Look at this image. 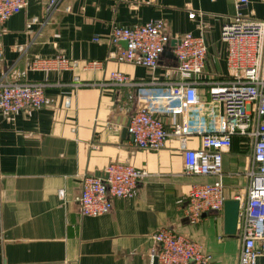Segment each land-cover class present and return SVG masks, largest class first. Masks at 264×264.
Masks as SVG:
<instances>
[{
	"label": "crops",
	"instance_id": "crops-1",
	"mask_svg": "<svg viewBox=\"0 0 264 264\" xmlns=\"http://www.w3.org/2000/svg\"><path fill=\"white\" fill-rule=\"evenodd\" d=\"M46 3L27 0L1 25L0 78L44 83L46 103L12 114L0 111V264H150L153 234L161 227L200 243L215 264H237L239 240L224 232L223 209L195 224L185 217L191 185L213 177L184 172L177 136L149 150L135 147L126 131L131 114L150 103L144 96L163 94L178 79L177 61L162 54L154 69L119 61L116 53L124 43H110V31L113 24L160 19L171 40L187 32L204 35L205 65L195 79L198 99L206 101L210 87L238 74L219 37L222 23L264 20V0H59L49 14ZM55 55L77 65L61 71L30 68L35 58ZM93 60L100 65L84 67ZM111 71L143 86H99ZM222 112L219 106L191 116L209 126ZM160 116L168 131L173 119L181 120ZM200 145L197 134L185 140L186 148ZM110 163H127L147 175L132 198L113 199L102 215H82L76 197L83 176L103 177ZM249 165V141L234 140L222 156L226 199L244 196Z\"/></svg>",
	"mask_w": 264,
	"mask_h": 264
},
{
	"label": "built area",
	"instance_id": "built-area-1",
	"mask_svg": "<svg viewBox=\"0 0 264 264\" xmlns=\"http://www.w3.org/2000/svg\"><path fill=\"white\" fill-rule=\"evenodd\" d=\"M59 0H47L45 11L50 13ZM246 3L247 0H238ZM27 0H0V65L2 60L1 25L14 13L25 8ZM194 12L188 16L194 17ZM220 40L227 45L228 63L238 74L234 78L214 84L209 98L201 101L197 96L195 76L205 65L206 38L202 34L187 32L176 39L172 53L176 57L178 79L167 84L163 94L144 96L150 99L131 114L126 126L132 144L141 149L158 150L168 135L177 136L182 145L184 172L190 175L211 176L210 182L194 183L187 195L185 217L197 223L210 212L223 209L224 183L222 156L228 151L232 137L248 138L250 165L246 172L244 196L235 197L239 202L235 236L239 240L237 264H264V20H230L222 23ZM93 40L97 41L98 37ZM162 20H150L132 26L113 24L110 43H124L116 58L147 68L158 66L165 46L170 42ZM100 61H87L85 68H95ZM77 65L62 55L52 58H35L33 70L61 71ZM79 82H77L78 85ZM107 83L132 87L135 83L121 71H111ZM81 84V83H79ZM45 84L42 82L7 81L0 78V111L12 114L21 110L42 107L46 103ZM132 98V95H129ZM221 106L223 112L217 123L206 125L204 118L198 123L192 111ZM181 120L171 122L168 131L161 114ZM200 136V148L185 147L188 136ZM147 175L127 163H110L103 177L84 175L76 201L85 216H98L112 207L115 198H132L139 181ZM63 197V190L59 191ZM156 246L149 250L150 264H215L211 255L197 241L172 228L161 227L153 234Z\"/></svg>",
	"mask_w": 264,
	"mask_h": 264
},
{
	"label": "water",
	"instance_id": "water-1",
	"mask_svg": "<svg viewBox=\"0 0 264 264\" xmlns=\"http://www.w3.org/2000/svg\"><path fill=\"white\" fill-rule=\"evenodd\" d=\"M176 39L170 40L165 46L162 54L169 55L176 60V57L172 53V47L175 45ZM239 202L236 199H226L223 204V222L224 232L228 235H235L236 224L238 218Z\"/></svg>",
	"mask_w": 264,
	"mask_h": 264
},
{
	"label": "trees",
	"instance_id": "trees-1",
	"mask_svg": "<svg viewBox=\"0 0 264 264\" xmlns=\"http://www.w3.org/2000/svg\"><path fill=\"white\" fill-rule=\"evenodd\" d=\"M234 140H238L240 144H242V145L245 144L246 145V143L248 141V138L245 137V136H241V135H235V136L232 137V142Z\"/></svg>",
	"mask_w": 264,
	"mask_h": 264
}]
</instances>
